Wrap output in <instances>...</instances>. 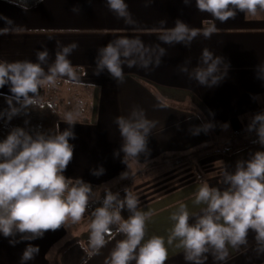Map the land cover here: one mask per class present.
Here are the masks:
<instances>
[{
	"label": "crops",
	"instance_id": "1",
	"mask_svg": "<svg viewBox=\"0 0 264 264\" xmlns=\"http://www.w3.org/2000/svg\"><path fill=\"white\" fill-rule=\"evenodd\" d=\"M125 2L134 24L117 18L108 9L106 0H39L31 7L0 0V60L36 62V52L47 48L48 64H51L60 46L78 43L79 47L68 57L78 82L59 80L58 106L63 108L59 111L62 119L56 124L63 130L69 126L67 118L70 116L75 122L76 134V139L70 140L75 147L74 158L64 173L67 177L81 178L97 188L113 187L123 183L118 182L121 172L127 171L130 176L144 170L147 164L165 163L163 156H197L219 151L198 160L204 175L202 182L196 179L190 163H184L167 171H174V185L154 195H145L137 185L130 183L116 191L123 198L124 189H128L138 198L140 210L152 213L146 223L145 241L160 236L167 242L173 226L170 217L181 202L187 205L190 214L199 213L204 206L196 205L194 196L202 183L223 189L225 168L234 171L237 160L248 159L251 153L264 150L256 144L228 155L221 152L247 140L229 141L232 132L243 131L252 113L264 110V80L257 79L255 74V66L264 65V14L246 18L238 13L235 19L225 23L215 21L218 31L210 39L200 35L190 47L170 46L161 44L158 38L161 20L167 21L163 27L171 28L180 19L189 27L200 29L206 27L204 21L211 19L207 13L197 10L195 0L190 4H185L184 0H153L148 6L146 0ZM74 6L80 10L71 11ZM119 37L139 38L145 45L161 44L167 49V55L152 71L125 67L123 83H117L107 70L94 75L97 49ZM205 48L230 63L228 77L213 88L201 87L178 71V66L186 60L191 61L189 68L195 67ZM48 64L43 65L45 70ZM0 94L11 95L9 86L0 88ZM43 95L42 88L40 97ZM253 95H258L257 101L252 99ZM67 101L71 104L67 105ZM159 104L165 107H158ZM133 108L142 109L147 119L157 123L149 137L150 154L129 159L126 165L122 162L123 154L114 156V150L122 143L114 121L118 116H128ZM208 122L216 126L207 134L193 136L189 133L190 128ZM226 122L230 129L222 130L221 124ZM99 166H103L105 173L93 176L91 169ZM122 216L127 218V210ZM86 221L83 217L77 224L69 222L55 232H47L42 239L32 241L40 247V252L27 264H83L85 260L87 264H105L116 241L124 237L117 235L100 254L88 258V239L79 238L81 232L89 228ZM85 225L86 229L81 230ZM9 239L0 234V264H20V256L29 242L12 246ZM176 243L166 244V264H187L183 249L176 247ZM255 246V233L250 232L247 247L229 248L225 264H264V255L258 256ZM206 264L221 262L209 255Z\"/></svg>",
	"mask_w": 264,
	"mask_h": 264
},
{
	"label": "clouds",
	"instance_id": "2",
	"mask_svg": "<svg viewBox=\"0 0 264 264\" xmlns=\"http://www.w3.org/2000/svg\"><path fill=\"white\" fill-rule=\"evenodd\" d=\"M153 0H146V6ZM190 4L191 0H184ZM108 9L126 24H134L125 0H106ZM201 13L211 19L204 21L206 27L191 28L177 19L171 28L163 27L161 20L159 40L161 44L190 47L192 41L202 35L205 39L218 31L215 21L225 23L235 19L238 13L245 17L264 14V0H195ZM80 9L74 6L71 11ZM161 44L145 45L139 38L119 37L97 49L94 75L107 70L117 82L125 79L124 68H140L152 71L159 67L167 49ZM79 47L72 42L60 46L55 59L48 64L49 50L36 52V62L30 60L8 62L0 60V88L9 86L8 97L11 116L29 114V109L41 106L40 89L53 87L64 78L65 82H78L76 70L68 57ZM190 60L178 66V71L196 81L201 87L219 86L227 77L230 63L225 57L215 55L209 49L202 50L198 64L189 68ZM48 64L47 70L43 65ZM256 78L264 80V65L255 66ZM258 95L252 99L257 101ZM158 107H165L163 104ZM210 115H214L210 112ZM243 119V118H242ZM12 127L0 140V234L15 246L29 242L20 256V264H27L39 255L40 247L31 243L42 239L47 232H55L70 223H79L90 203H98L91 213L88 258L100 254L110 240L116 241L105 264H166L167 245L176 243L182 248L187 264H206L211 255L216 262L225 264L229 248L239 250L247 247L248 235L255 233V252L264 255V150H257L248 159L237 160L234 171L227 168L222 173L223 189L202 183L194 196L196 205H203L199 213L190 214L187 205L180 203L171 215L173 226L167 242L160 236L145 241L146 223L152 213L140 210L139 200L128 189L125 195L105 189L101 198L93 191L91 183L81 178L64 175L74 158L76 139L75 122L69 116L68 127L61 130L59 124L53 129L42 127ZM117 125L122 143L114 156H122L127 165L129 159L149 155V137L156 121L146 118L140 108H133L128 116H118ZM212 122L194 126L189 133L198 136L215 128ZM222 130L230 129L229 123L221 124ZM243 131L255 134L253 144L264 149V110L252 113ZM105 173L103 166L91 169L93 176ZM120 179H128L123 171ZM127 210L125 219L122 212ZM87 264V260L83 262Z\"/></svg>",
	"mask_w": 264,
	"mask_h": 264
},
{
	"label": "trees",
	"instance_id": "3",
	"mask_svg": "<svg viewBox=\"0 0 264 264\" xmlns=\"http://www.w3.org/2000/svg\"><path fill=\"white\" fill-rule=\"evenodd\" d=\"M7 1H10L11 3H14V4H18L23 7H31L35 5L36 2L39 0H7ZM41 105L42 107L36 106V107L30 108L28 110L29 114L27 116L17 115L13 117L11 116V113L9 112L8 97L6 95L3 96L2 94H0V140H3L7 136L9 130L12 127H16V126L25 127L26 126L25 120L29 122L27 126L31 128L42 127L44 130L53 129L56 123H58V121L62 119L60 116V113L58 112L59 107L55 103H41ZM254 139H255V135L248 138L244 142H241L239 144L237 143L236 145L230 148H227L226 150L223 149L221 150V152L223 154L228 155L231 152L235 151L236 149L238 150L239 148L256 145L252 143ZM214 152H219V151H213L208 154H211ZM162 158L165 160L171 159L172 160L171 165H177V164H180L186 161L184 158H178V156L176 155L163 156ZM200 158L201 156L198 157V159ZM150 164H147L146 166ZM192 167L194 168V174L196 176V179L199 182L204 181L203 179L204 176L199 170V167H197L196 164L194 165L193 162H192ZM126 184H128V182L119 183L113 187L102 188L99 191L98 195L102 198L104 195L105 189H110L113 193H115L118 189H120L122 186ZM98 188L93 187V191L95 192L99 190ZM97 206H99L98 203H90L88 208L89 207L95 208ZM90 221L91 219H89V222ZM89 231H90V227L88 231L83 232V234L80 236V239L87 240L89 238Z\"/></svg>",
	"mask_w": 264,
	"mask_h": 264
},
{
	"label": "rangeland",
	"instance_id": "4",
	"mask_svg": "<svg viewBox=\"0 0 264 264\" xmlns=\"http://www.w3.org/2000/svg\"><path fill=\"white\" fill-rule=\"evenodd\" d=\"M55 101H56L55 104L60 105V103L58 102V98H56ZM62 108L63 107L59 108L58 112L61 111ZM254 135H255L254 133H252V134L242 133L240 136H236L232 132L230 134V140L229 141L234 142L238 139H241V140L248 139ZM244 141H242V142H244ZM206 155H208V154H202V155H197V156H195V154L194 155L187 154V155H183V156H178V158H184L186 161H184L180 164H177V165H183L184 163H190V165L192 166V162H193V164L194 165L196 164L198 167V160H199L198 157L201 156L203 158ZM171 162H172L171 159H166L165 163H161L159 161L153 162L150 165L143 168L144 170L139 171L133 175H130L128 179H123V180L121 179L118 182H124V183L128 182L130 184H135L138 186V189L141 192L143 191V194L154 195V194L162 191V189L167 188V187H171L172 185H174L175 180H173V176H176V175L174 174V171L173 172L172 171L167 172V171L170 169V167H174L177 165H171ZM199 170L201 171V173L203 175L202 168H199ZM102 188H106V187H100V188H98L99 190H97L95 192L98 194ZM93 210H94V208H91V207L87 208L85 215H84V218L87 220L86 221L87 226H89V227H90L89 219H91V213ZM80 228H81V230H85L86 225L81 226ZM79 229H77L78 232L81 231ZM88 229L86 231H88ZM83 232H85V231H83ZM82 234L83 233L81 232L80 236ZM80 236H79V238H80Z\"/></svg>",
	"mask_w": 264,
	"mask_h": 264
},
{
	"label": "built area",
	"instance_id": "5",
	"mask_svg": "<svg viewBox=\"0 0 264 264\" xmlns=\"http://www.w3.org/2000/svg\"><path fill=\"white\" fill-rule=\"evenodd\" d=\"M61 85V82L58 81L57 84L53 87H45L44 89V95L41 97V103H55V99L59 98V86ZM67 105L71 104L69 101L66 102ZM244 131H236L233 134L236 136H240ZM247 133V132H245Z\"/></svg>",
	"mask_w": 264,
	"mask_h": 264
}]
</instances>
